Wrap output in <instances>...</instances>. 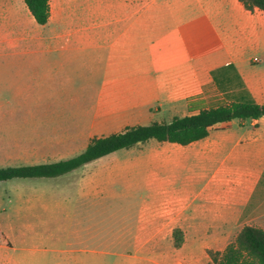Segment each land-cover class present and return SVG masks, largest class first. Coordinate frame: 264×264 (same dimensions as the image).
<instances>
[{
  "label": "crops",
  "instance_id": "1",
  "mask_svg": "<svg viewBox=\"0 0 264 264\" xmlns=\"http://www.w3.org/2000/svg\"><path fill=\"white\" fill-rule=\"evenodd\" d=\"M250 100L264 104V10L241 0H49L46 24L25 0H0V111H26L30 142L67 133L83 151L161 115ZM72 172L10 185L16 218L5 224L0 203V261L98 264L114 253L141 264L127 239L136 255L178 229L185 253L204 254L246 225L264 228V116L186 145L150 139L54 178Z\"/></svg>",
  "mask_w": 264,
  "mask_h": 264
},
{
  "label": "trees",
  "instance_id": "2",
  "mask_svg": "<svg viewBox=\"0 0 264 264\" xmlns=\"http://www.w3.org/2000/svg\"><path fill=\"white\" fill-rule=\"evenodd\" d=\"M241 1L251 11L256 8L264 10V0ZM25 2L40 24L48 22L49 0ZM262 116L264 104L250 100L202 109L197 114L174 116L169 122L154 121L147 125L130 126L120 132L92 138L81 153L70 158L0 167V181L13 178L59 177L112 152L131 148L150 139L186 145L208 136L210 128L218 123ZM180 245V242L176 243L177 247ZM210 255L218 264H264V228L246 225L224 251L211 250Z\"/></svg>",
  "mask_w": 264,
  "mask_h": 264
},
{
  "label": "rangeland",
  "instance_id": "3",
  "mask_svg": "<svg viewBox=\"0 0 264 264\" xmlns=\"http://www.w3.org/2000/svg\"><path fill=\"white\" fill-rule=\"evenodd\" d=\"M8 96V95H7ZM181 115V113H178ZM26 111L18 110H1L0 111V167L32 164L36 162H53L61 159L70 158L82 152L85 146V141L76 140L77 136L67 133L54 134L51 133L47 141L30 142L29 136L26 132ZM162 120L169 122L170 119L166 115H161ZM68 156V157H66ZM73 173H70L66 178H13L6 181H0V203L7 211L3 212V216L7 218L5 224L10 225L9 217L13 215V207L15 204L14 192L11 191V184L13 183H51L58 181H72ZM13 199L10 204L9 200ZM14 217V215H13ZM16 218V216L14 217ZM235 238L231 239L234 240ZM115 245H118L114 239ZM147 240L146 253L134 254L135 245L134 239H127L124 244L125 253L129 258L138 257L141 264H218L213 261L210 251L204 254H187L181 248L185 242V238L181 231H176L173 239H162V246L155 247L153 239ZM197 240V239H191ZM109 239H96L97 248L104 249ZM180 242L179 247L176 243ZM11 245V244H10ZM61 247L65 250L63 253L66 258H69L74 249V239L66 235L62 239ZM6 250V249H4ZM119 256L114 253H105L98 255V264H116ZM209 259V260H208ZM142 261V262H141ZM193 261V263H191ZM4 264V261H0Z\"/></svg>",
  "mask_w": 264,
  "mask_h": 264
}]
</instances>
